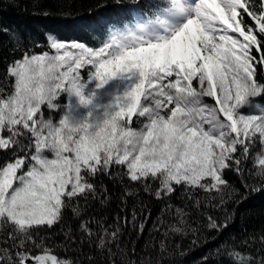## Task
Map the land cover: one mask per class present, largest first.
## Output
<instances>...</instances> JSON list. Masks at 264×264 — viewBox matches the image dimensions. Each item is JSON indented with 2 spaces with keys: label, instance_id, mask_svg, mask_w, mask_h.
Returning a JSON list of instances; mask_svg holds the SVG:
<instances>
[{
  "label": "snow or ice",
  "instance_id": "6c2138e0",
  "mask_svg": "<svg viewBox=\"0 0 264 264\" xmlns=\"http://www.w3.org/2000/svg\"><path fill=\"white\" fill-rule=\"evenodd\" d=\"M47 2L34 0V6L43 10ZM55 2L58 15L75 16V0ZM133 3L135 23L112 30L104 21L110 31L99 46L46 34L45 44L35 43L39 52L29 46L0 75V243L6 245L0 264H76L58 250L97 236L110 264H152L119 243L129 223L143 234L151 212L142 200L131 220L117 215L106 226L82 218L90 202L110 198L97 183L102 176L119 177L125 213L138 190L159 202L179 193L184 206L154 228L163 229L165 241L191 236L190 250L203 246V233L215 234L203 243L219 238L246 201L264 195V105L252 99L264 96V0ZM94 7L105 4L97 0ZM81 19L94 17L90 11ZM0 32L14 38L13 51L23 46L17 33ZM250 160L253 170L245 167ZM172 208L168 203L165 211ZM68 210L80 221L79 236L63 226ZM55 226L64 243L50 246L44 233ZM159 251L168 252L165 242ZM224 260L264 264V227L238 242L230 234L198 264Z\"/></svg>",
  "mask_w": 264,
  "mask_h": 264
},
{
  "label": "trees",
  "instance_id": "16d2710c",
  "mask_svg": "<svg viewBox=\"0 0 264 264\" xmlns=\"http://www.w3.org/2000/svg\"><path fill=\"white\" fill-rule=\"evenodd\" d=\"M97 0H75L72 11L75 13L74 17H62L55 11V0H48L43 10L52 12L51 15L44 16L41 9L34 6V0H0V28H7L10 33H17L22 38L23 46L19 50L13 51L14 38L10 34L0 32V75L3 74L8 62L14 58H19L23 51L32 46L35 51L39 52L40 48H35V43L45 44L46 34H51L63 41L82 40L86 43L96 47L99 46L103 39L107 38V33L110 31L109 26L105 25L104 21L111 22V28H122L125 23L133 24L135 19L131 13L135 10L133 0H103L105 7L95 8ZM92 12L93 20L84 21L81 19ZM98 13V14H97ZM99 21L100 23H97ZM89 23L95 27V32H87L83 24ZM256 102L264 105V96L254 98ZM138 127V125H136ZM258 151V150H257ZM245 167L253 170L252 161H246ZM231 182L236 183L237 178L234 174L229 173L227 177ZM103 183L108 188L109 199L104 204H101L99 199L90 202L83 213L82 218L100 220L105 225L114 224L115 217L120 215L123 217L128 215L131 220V213L134 206H138L142 200L147 205V210L151 212V217L146 221V226L142 235H138L131 225L121 228L120 245L125 250L135 248V259L152 261V264H198L199 258L204 255L209 249L215 248L224 241L229 235H234L237 242L249 233L258 231L264 227V195H253L246 201L239 209L240 215L236 222L232 224L226 231L223 232L219 238L212 240L209 243H203L204 236H214V233H203L200 237L202 247L196 246L194 250L191 249L192 237L188 236L183 239L175 236H170L166 241L162 236V231L157 232L154 228L157 220L163 218L165 222L171 219V214L174 213L176 207H183L186 201L181 198L179 193L174 194L170 201L159 202L148 196L142 190L139 191V196L135 199H129L125 205L127 213L121 210L122 190L123 185L119 182V177L109 179L102 176L97 183ZM208 195L207 193H200V197ZM168 203L173 205L171 210L165 211ZM140 218L136 223L139 224ZM79 220L73 218L71 210L65 214L64 227H71L73 235L79 236L78 225ZM91 227L96 231L95 223ZM246 230V231H245ZM44 235L51 237L48 241L49 245L64 243V236L60 232V226H55L53 230H49ZM161 242H165L168 252L161 254L159 246ZM98 243V236L93 238L90 242L70 245L67 251L58 250V255L67 257L76 261V264H87L86 257L91 256L96 264H110V257L107 256L106 249L100 250L96 247ZM180 244V249H175L174 245ZM5 244L0 243V249H4ZM106 247H112L115 253L114 244L106 241ZM188 251V255L181 257L180 251ZM123 257L117 256L119 261ZM221 264H228L227 260Z\"/></svg>",
  "mask_w": 264,
  "mask_h": 264
},
{
  "label": "rangeland",
  "instance_id": "374dc122",
  "mask_svg": "<svg viewBox=\"0 0 264 264\" xmlns=\"http://www.w3.org/2000/svg\"><path fill=\"white\" fill-rule=\"evenodd\" d=\"M252 99H253V102H256V101L254 100V98H252ZM206 101L209 102V103H213V101H211V100L208 99V98H206ZM57 102L60 103L61 105H63V104L65 103V97H64L63 95H61V97L58 99ZM45 115H46V117L49 115V112H48V110H46V109H45ZM52 115H53V117H54L55 119H58L60 113L57 112V113H53Z\"/></svg>",
  "mask_w": 264,
  "mask_h": 264
}]
</instances>
